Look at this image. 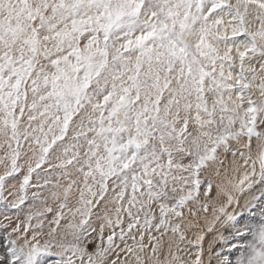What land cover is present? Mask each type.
<instances>
[{
  "label": "snow or ice",
  "instance_id": "6c2138e0",
  "mask_svg": "<svg viewBox=\"0 0 264 264\" xmlns=\"http://www.w3.org/2000/svg\"><path fill=\"white\" fill-rule=\"evenodd\" d=\"M0 264H264V0H0Z\"/></svg>",
  "mask_w": 264,
  "mask_h": 264
}]
</instances>
